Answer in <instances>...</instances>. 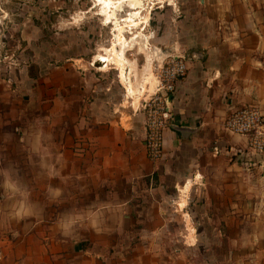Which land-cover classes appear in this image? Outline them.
<instances>
[{"label": "crops", "instance_id": "obj_1", "mask_svg": "<svg viewBox=\"0 0 264 264\" xmlns=\"http://www.w3.org/2000/svg\"><path fill=\"white\" fill-rule=\"evenodd\" d=\"M192 53L157 162L146 156L138 105L116 107L86 65L48 68L37 89L30 73L20 88L0 89V264H139L151 251L139 245L153 240L147 227L164 225L165 197L184 178L181 191L200 182L220 214L264 221V155L223 128L238 108L264 114V43ZM118 77L140 103L144 82L135 98Z\"/></svg>", "mask_w": 264, "mask_h": 264}, {"label": "rangeland", "instance_id": "obj_2", "mask_svg": "<svg viewBox=\"0 0 264 264\" xmlns=\"http://www.w3.org/2000/svg\"><path fill=\"white\" fill-rule=\"evenodd\" d=\"M139 1L136 16L127 1L116 10L117 28L94 0H0V89L20 88L18 78L25 73H30V90L37 89L48 68L73 63L88 66L109 85L116 107L131 108L139 100L127 95L118 71L127 83L126 69L132 75L134 65L137 82H128L127 91L144 82L140 96L145 97L155 84L153 47L164 57L175 52L189 56L196 45L264 43V0ZM136 40L145 45L150 58ZM108 50L117 63L110 61ZM130 60L137 61L139 71ZM145 68L151 72L148 80ZM188 181L181 180L165 197L164 225L155 234L147 227L153 240L139 245L151 251L143 253L139 264H264L262 213L258 221L250 212L226 215L223 210L222 215L208 204L200 182L182 192ZM222 216L232 219L220 224ZM132 228L136 233L137 227ZM135 242L131 240V247Z\"/></svg>", "mask_w": 264, "mask_h": 264}, {"label": "built area", "instance_id": "obj_3", "mask_svg": "<svg viewBox=\"0 0 264 264\" xmlns=\"http://www.w3.org/2000/svg\"><path fill=\"white\" fill-rule=\"evenodd\" d=\"M196 54H167L155 60V84L138 104L142 114L144 147L147 158L157 162L163 157L165 131L174 120L172 97L178 81L186 75L188 60ZM223 128L247 138L248 147L261 159L264 155V114L255 106H245L231 112L223 121ZM262 163V162H261Z\"/></svg>", "mask_w": 264, "mask_h": 264}, {"label": "bare ground", "instance_id": "obj_4", "mask_svg": "<svg viewBox=\"0 0 264 264\" xmlns=\"http://www.w3.org/2000/svg\"><path fill=\"white\" fill-rule=\"evenodd\" d=\"M125 1H127L128 2V8L130 7L131 9H135L136 11L133 13V15L134 16H136L137 15V13H138V9H140L141 7H140V5H141V3H140V1L139 0H94V2L95 3H97L98 5H101V7L103 8V13H105L106 11V17L107 18H112V20H114L115 22V24H116V27L118 28V25H117V14H116V10L117 9H119L120 10V8H121V6H122V4H123V2H125ZM105 11V12H104ZM130 15H132V14H130ZM131 17V16H130ZM132 22V21H131ZM139 37V36H138ZM137 38V37H136ZM140 40V39H139ZM139 40H136V43H137V46H138V48L140 49V51L141 50H143V51H145L146 52V47H145V45H143V43H141ZM109 52V59H110V61L111 62H114V63H117L116 62V60H115V55L113 54V52H112V50L111 51H107L106 53H108ZM150 54L148 53V51L146 52V56L148 57V58H150V56H149ZM120 60H121V58H119ZM121 65V63L119 64V66ZM146 70V69H145ZM132 71V70H131ZM147 71V72H146ZM145 72H146V78H147V80H148V75L149 74H151V72L148 74V72L150 71V70H146ZM132 75H136V68H133V71H132ZM136 77H138V76H136ZM139 88V87H138ZM138 88H137V86L136 87H132V94H136L137 95V93H138ZM141 91V90H140ZM181 206H184V204H182Z\"/></svg>", "mask_w": 264, "mask_h": 264}, {"label": "water", "instance_id": "obj_5", "mask_svg": "<svg viewBox=\"0 0 264 264\" xmlns=\"http://www.w3.org/2000/svg\"><path fill=\"white\" fill-rule=\"evenodd\" d=\"M163 55L164 54H162V51H160V49L158 47L152 48V57H153L154 61L161 59Z\"/></svg>", "mask_w": 264, "mask_h": 264}]
</instances>
